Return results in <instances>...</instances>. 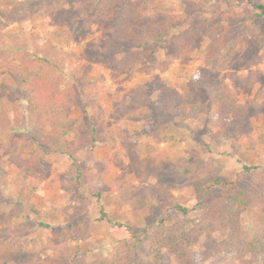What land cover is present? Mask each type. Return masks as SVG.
<instances>
[{"label":"rangeland","instance_id":"obj_1","mask_svg":"<svg viewBox=\"0 0 264 264\" xmlns=\"http://www.w3.org/2000/svg\"><path fill=\"white\" fill-rule=\"evenodd\" d=\"M154 2L179 18L178 27L172 30L174 36L212 20L229 38H235L237 46L231 65L216 69V65L222 64L225 52L214 50L209 55L211 41L204 38L195 51L181 55L166 72L147 69L118 74L101 67L94 57L95 47L102 44L114 21L112 15L100 16L96 11L93 15L82 13L80 0H67L52 14H37L33 10L20 15L17 8H7L4 0H0V84L10 78L6 94L0 91L4 110L0 119V166L9 169L0 181V256L7 255L8 264H91L108 257L116 241L128 235L114 231L106 221H99L101 210L131 225L138 234L143 228L155 230L165 218L168 225L202 219L205 211L201 209L188 217L175 210L176 205L193 210L200 202L194 187L184 178L191 159L210 180H233L244 165L261 167L260 171L244 176L242 188L249 196H264V143L261 141L264 137V18H257V11L250 4L264 5V0ZM45 51H49V57L61 59L60 83L77 102L72 113L65 114L66 118L73 121L85 117L98 130L95 151L78 153L80 163L86 166L79 190L63 189L61 179L71 164L67 156H49L29 173L10 163L19 147L17 139L30 140L37 121L29 112L27 99L19 93V73L29 58L43 55ZM167 54V49L162 47L157 60H168ZM201 68L211 71L220 82L230 84L236 102L246 108L241 132L231 119L225 127L210 125L217 119L216 105L198 120L190 121L154 111L151 106L132 110L128 115L118 113L119 100L137 86H145L155 98L160 83L175 86L186 82ZM240 79L242 82L255 80V83L242 86ZM23 113L30 118L25 119ZM152 124L166 125L162 136H181L182 142L160 143L159 136L145 130ZM14 126L21 130L9 133L8 129ZM46 130L50 132V127L46 126ZM136 132L140 136L131 142ZM56 135L59 139L60 133ZM74 137L73 133L65 135L68 141ZM42 143L52 145L47 138ZM35 149L30 143L22 157L29 158ZM115 160L121 161L123 167ZM34 184L38 186L34 203L43 216L24 211L19 217H10L20 191ZM140 197L144 205L138 209L132 207ZM50 214L57 216L53 218ZM40 222L48 223L51 229L41 227ZM241 225L245 230L251 227V219L246 214ZM224 237L220 230L206 232L189 249L201 255L212 241ZM148 245L132 252L134 262L155 264L147 254ZM246 261L264 264L261 256L248 255ZM172 264H177L175 259ZM199 264L243 263L233 253L219 254Z\"/></svg>","mask_w":264,"mask_h":264},{"label":"trees","instance_id":"obj_2","mask_svg":"<svg viewBox=\"0 0 264 264\" xmlns=\"http://www.w3.org/2000/svg\"><path fill=\"white\" fill-rule=\"evenodd\" d=\"M66 1L4 0V3L7 8H17L20 15L29 14L33 10L37 14L48 15L63 7ZM80 2L82 13L93 15L96 11L97 15L114 17L102 44L95 47L94 51L97 64L105 69L116 71L118 74L143 72L147 69L166 72L181 55L195 51L200 39L204 38L211 41L207 49L209 55L214 50L225 52L222 64L216 65V69L231 65L237 40L229 38L219 26L212 24V20H205L195 28L174 36L172 30L178 27L179 18L155 4L154 0H80ZM250 4L257 11L256 17L264 18V5L256 2ZM162 47L168 52V60L164 62L157 60ZM48 54L49 51H45L43 55L38 54L29 58L22 66L24 70L19 73V93L27 99L29 112L37 121L30 133V140L22 137L17 139L19 147L12 154L10 163L24 171L32 172L39 167L40 161L49 156H67L71 164L61 179L63 189L79 190L86 175V166L80 163L78 153L95 151L98 130L92 120L85 117L73 121L66 118L65 114L72 113V107L77 106V102L75 99L72 100L70 91L60 83L61 59L49 57ZM9 80L10 78L1 82V93L6 94L8 91ZM240 81L242 86L245 83L249 86L255 83V80ZM156 91L157 95L152 98L145 86H137L119 100L118 113L128 115L132 110L151 106L154 111H163L171 117L179 116L185 121H190L198 120L209 112L212 105H216L218 115L217 119L210 122L212 127H225L231 119L238 132L244 128L246 108L236 102L231 85L220 82L215 74L207 69H199L188 81L175 86L160 83ZM0 106L1 119L4 113L1 100ZM84 115H87L85 110ZM46 126L50 127V132H47ZM166 129L167 126L164 124H152L145 128L159 136L160 143L182 142L181 136H162ZM57 132L60 133V140L56 137ZM69 133L75 136L72 141L65 139V135ZM138 136H140L138 132L133 134L131 142L137 141ZM45 138L52 145L43 144L42 140ZM261 141L264 143V137ZM30 143L34 144L36 149L29 158H23L22 155ZM9 145L12 146V142ZM115 161L123 167L121 161ZM261 169L259 166L244 165L233 180L226 178L210 180L191 159L190 165L185 169L184 178L194 187L200 202L193 210L180 205H176L175 210L188 217L194 210L201 209L205 211L203 218L177 221L171 225L167 224L168 218H165L153 231L143 228L141 236L131 225L113 219L101 210L99 221H106L114 231L125 232L128 237L116 241L108 257L96 259L91 264H140L134 262L132 252L146 244H149L147 254L155 264H172V259H175L177 264H199V261H206L219 254L233 253L243 264H247L248 255L261 256L264 261V196H249L242 188L244 176ZM8 172L9 169L0 166V181L5 179ZM37 192L36 184L22 189L15 199V207L10 217H19L24 211L42 217L43 213L36 209L34 203ZM81 198L85 201L83 196ZM142 201L143 197L137 198L131 206L141 208L144 205ZM243 214L251 219V227L248 230L241 225ZM50 216L56 218L57 215ZM40 225L51 229L46 222H40ZM215 230L222 231L225 237L212 241L210 247L201 255L197 256L190 251L189 247L199 242L204 233H212ZM8 261L7 255L0 256V264H8Z\"/></svg>","mask_w":264,"mask_h":264},{"label":"crops","instance_id":"obj_3","mask_svg":"<svg viewBox=\"0 0 264 264\" xmlns=\"http://www.w3.org/2000/svg\"><path fill=\"white\" fill-rule=\"evenodd\" d=\"M23 117H24L25 119H28L29 115H27V113H23ZM29 118H30V117H29ZM14 127H15L14 129H8V130H9V133L12 134L13 131H15V132L18 131V132H19V131L21 130V127H20V128H18L17 126H14ZM23 128L26 129V128H28V127H25V126H24Z\"/></svg>","mask_w":264,"mask_h":264}]
</instances>
